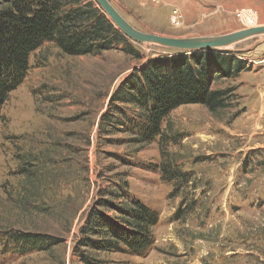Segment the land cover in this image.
I'll use <instances>...</instances> for the list:
<instances>
[{
	"label": "rangeland",
	"instance_id": "rangeland-1",
	"mask_svg": "<svg viewBox=\"0 0 264 264\" xmlns=\"http://www.w3.org/2000/svg\"><path fill=\"white\" fill-rule=\"evenodd\" d=\"M109 1L137 29L163 36L222 35L264 24V0ZM175 9L182 14L178 24L172 22ZM263 43L264 36L253 37L227 48L251 65L236 78L214 82L217 89L234 88L228 107L212 113L201 104L182 105L163 125L164 145L158 137L142 147L98 145L100 117L134 68L174 49L133 42L143 60L120 45L83 56L66 55L54 43L36 50L27 78L2 110L0 237L13 227L60 242L25 256L1 253L0 246V264H81L72 253L83 217L119 173L160 221L145 255L103 254L111 264H264V116L256 89L264 79ZM166 155L185 178L163 180L154 164ZM21 158L35 159L50 176L45 199L31 200L36 212L19 208L26 199L17 175Z\"/></svg>",
	"mask_w": 264,
	"mask_h": 264
},
{
	"label": "trees",
	"instance_id": "trees-1",
	"mask_svg": "<svg viewBox=\"0 0 264 264\" xmlns=\"http://www.w3.org/2000/svg\"><path fill=\"white\" fill-rule=\"evenodd\" d=\"M133 42L113 24L96 0H0V122L11 92L30 72L31 55L45 43H54L69 56L98 55L120 45L125 53L143 60V53ZM250 68L245 59L227 49H174L149 57L112 93L98 124V145L103 146L106 141L115 146L132 143L142 147L158 137L164 145L163 125L174 110L188 104H201L212 113L225 109L234 98V88L217 89L214 82L236 78ZM117 134L124 137L106 138ZM166 156L163 164H154L160 168L163 180L185 178L187 175L172 163L171 155ZM117 159L122 164L129 162L122 156ZM20 160L17 175L24 182L21 190L26 199H20L19 208L36 212L39 208L31 200L45 199L50 176L37 169L35 159ZM120 176L123 174L109 180L87 209L73 247V259L77 258L74 262L111 264L103 254L145 255L154 245L159 212L132 194L125 177ZM181 216L179 209L176 218ZM3 235L1 253L22 256L32 250L49 252L60 242L49 235L13 227L5 229Z\"/></svg>",
	"mask_w": 264,
	"mask_h": 264
},
{
	"label": "water",
	"instance_id": "water-1",
	"mask_svg": "<svg viewBox=\"0 0 264 264\" xmlns=\"http://www.w3.org/2000/svg\"><path fill=\"white\" fill-rule=\"evenodd\" d=\"M96 2L120 31L138 43L156 44L176 50L194 51L227 49L250 38L264 36V24L213 36L170 37L147 33L134 27L109 0H96Z\"/></svg>",
	"mask_w": 264,
	"mask_h": 264
},
{
	"label": "crops",
	"instance_id": "crops-1",
	"mask_svg": "<svg viewBox=\"0 0 264 264\" xmlns=\"http://www.w3.org/2000/svg\"><path fill=\"white\" fill-rule=\"evenodd\" d=\"M262 48H264V43L262 44ZM255 61V60H254ZM264 78V77H263ZM262 84H259V85H261V87H260V90H259V87H258V85L256 86L257 88V91H259V94H260V104H261V107L259 108V110H260V114L261 115H263L264 116V79H263V81L261 82ZM255 90V89H254ZM261 126H263L264 127V121H263V119H262V121H261ZM262 144V143H261ZM262 146H264V144H262Z\"/></svg>",
	"mask_w": 264,
	"mask_h": 264
},
{
	"label": "built area",
	"instance_id": "built-area-1",
	"mask_svg": "<svg viewBox=\"0 0 264 264\" xmlns=\"http://www.w3.org/2000/svg\"><path fill=\"white\" fill-rule=\"evenodd\" d=\"M181 17H182V14L179 12L178 9H175L172 15V22L176 24L180 23Z\"/></svg>",
	"mask_w": 264,
	"mask_h": 264
},
{
	"label": "bare ground",
	"instance_id": "bare-ground-1",
	"mask_svg": "<svg viewBox=\"0 0 264 264\" xmlns=\"http://www.w3.org/2000/svg\"><path fill=\"white\" fill-rule=\"evenodd\" d=\"M254 25V24H253ZM250 27H254V26H250ZM223 35V34H222ZM211 36H213V35H211Z\"/></svg>",
	"mask_w": 264,
	"mask_h": 264
}]
</instances>
